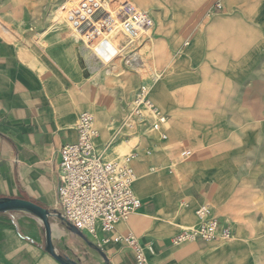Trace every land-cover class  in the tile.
Masks as SVG:
<instances>
[{"label": "crops", "instance_id": "crops-1", "mask_svg": "<svg viewBox=\"0 0 264 264\" xmlns=\"http://www.w3.org/2000/svg\"><path fill=\"white\" fill-rule=\"evenodd\" d=\"M131 1L153 11L148 10L154 28L147 40L154 71L160 73L155 95L162 97L167 124L135 128L139 142L132 153L138 156L132 165L141 184L138 191L133 188L142 206L112 232L99 227L95 243L109 264H136L131 248L114 241L129 233L144 247L147 264H259L264 223L237 213L241 199L256 195L245 187L246 167L257 163L248 155L264 151L257 145L264 140V0H222L226 11L210 9L206 16V7L217 0ZM72 2L56 7L55 23H64L62 11ZM3 4L18 7L25 18V4L30 3L0 0ZM1 11V20H13ZM4 35L16 36L0 21V198L31 200L58 210L59 151L78 140L81 113L94 115L96 143L109 159H116L113 151L128 143L109 146L129 94H113L92 80L124 69L118 61L107 68L95 56L99 48L95 52L84 42L82 54L100 64L94 77H84L70 42L54 37L51 48L35 42L45 49L29 53ZM23 46L32 47L28 41ZM183 150L193 156L177 162ZM204 203L230 222L236 239L225 245L172 246L174 236L197 224L195 211ZM34 219L22 212L0 213V264H55L30 231ZM55 225L54 235L64 234ZM93 264L106 263L102 258Z\"/></svg>", "mask_w": 264, "mask_h": 264}, {"label": "built area", "instance_id": "built-area-1", "mask_svg": "<svg viewBox=\"0 0 264 264\" xmlns=\"http://www.w3.org/2000/svg\"><path fill=\"white\" fill-rule=\"evenodd\" d=\"M216 8L221 9V4H217ZM66 21L72 35L92 46L91 49L95 52L99 47L113 42L117 32L121 31L133 49L129 55L131 62L137 61L133 51L154 24L148 10L130 2L113 3L110 0L72 2L67 9ZM145 110H149L146 112H150L155 118L151 127L157 129L158 123L163 122V116L154 109L148 90L143 85L136 93L131 114L143 115L144 124L147 119H153L143 114ZM127 121L125 118L114 129L109 146L123 136V127ZM76 129L78 140L64 145L59 151L58 211L68 223L90 241H94L99 227L104 233L112 232L119 221L127 220L137 212L142 202L133 188V155L109 159L96 143L98 130L95 127V117L89 112L79 115ZM162 139L166 140L167 137L162 135ZM192 156L191 150L181 152V157L185 160ZM196 216L198 223L174 236L172 246L194 242L220 243L232 238L230 222L218 218L210 204H201L196 210ZM114 241L123 242L131 248L136 264H147L145 249L133 234L117 237Z\"/></svg>", "mask_w": 264, "mask_h": 264}, {"label": "rangeland", "instance_id": "rangeland-1", "mask_svg": "<svg viewBox=\"0 0 264 264\" xmlns=\"http://www.w3.org/2000/svg\"><path fill=\"white\" fill-rule=\"evenodd\" d=\"M29 2L30 4H25V18H23L22 10H18V7L7 6V5H0V9L2 10L1 13L5 17H10L13 20L12 21H4L1 20L4 24L9 26L11 30H13L16 34L15 38H10L6 35L5 38L19 47L22 48V50H28L29 53H32L34 50H44L45 47L43 45H38L35 42H42L43 44L48 45L49 48L54 47V42L51 40L54 37H57L58 40H61L63 42H70L75 46L76 54H77V61L79 64V68L83 74L84 77H94L97 74V70H95L96 67H98L100 64L98 62L96 63L94 60H91L87 54H82V46L84 45V42L81 41L77 36H73L72 32L70 30L69 24L65 20L64 23L57 24L54 21V12L56 10V7L63 2H66L67 0H25V2ZM79 0H73V2H77ZM113 3H124V2H130L131 4L142 8L144 10H151L149 8L141 7L137 4H134L131 0H110ZM217 4H221V9L216 8ZM216 11V12H225L226 8L224 7V3L222 0H217L216 2L213 1L209 3V5L206 7L204 14L206 16V13L208 11ZM151 12H153L151 10ZM150 31V30H149ZM150 33L148 32L147 36L141 40L140 43L137 44L136 49L133 51V55L135 54L136 58L138 59V62L141 60V63L136 65V62H132L128 64V61L131 59L129 58V55L133 49H131L132 46L129 47L127 52L125 51V55H121L118 58H115L114 61H118L117 63L120 64V66L124 69V71H121L120 68L115 70L114 74H111L109 77H103L98 81L93 82L95 84H100V88L109 91L113 94H116L118 91H126L127 94H129L128 101L126 105V112L124 113L121 122L124 121L125 118L128 117L131 113V109L133 108V102L136 97V93L139 90L141 86H143L145 83L148 85L152 82V77L154 78L153 71L155 69V64L153 59H151V45L148 39L150 37ZM117 42L120 43H126L128 45V40L124 37H119V39H116ZM121 40V41H120ZM188 38H185V41H187ZM23 41H28L31 43L32 47L27 49L23 46ZM131 49V50H130ZM129 52V53H128ZM98 56L97 59L101 61V52L100 49L98 50ZM177 52V54H179ZM104 62L105 66H110L113 61L107 60V61H101ZM156 73H159L158 70L154 71ZM160 74V73H159ZM153 75V76H152ZM160 80V79H159ZM159 80H154V84H152V90H150V100L162 115L166 116L162 110L160 109V106L162 105L161 99H155L157 96L155 95V85ZM145 116H148L150 118H153L150 114V112H144ZM153 119H147L144 123L145 125L142 127L136 126L139 128H146L152 126ZM119 123V125H120ZM167 124V120L165 121V125ZM113 129V126L110 127ZM123 136L119 140L115 142L119 143L123 140H128V143H124L123 147L125 149L123 150H116L113 151L111 157L113 158H122L130 153H132L135 149L136 144L139 142V135H137V131L134 128H131L127 126V124L123 127ZM135 135V136H134ZM137 136V137H136ZM165 136L167 137V134L165 133ZM157 137V136H156ZM159 137V136H158ZM160 138V137H159ZM258 146L264 147V140L259 144ZM177 162H187L188 160H185L181 157V154H177ZM264 155L263 150H255L252 155H248L250 158H254V160L257 162L253 166L248 165L246 168V177H247V185H245L248 189H253L255 191V196H248L243 199V203H240L239 209H241L237 214L242 216H250L255 221H259L260 224L264 223V158H262ZM263 162H262V161ZM140 180L137 178L134 182V188L138 191V188L140 187ZM243 206H247L244 208ZM243 210V211H242ZM250 210H253L251 212ZM26 219H34L36 224H32L30 231L34 233L36 239L38 242L42 245L43 250L46 254H48L45 249V228L42 222L35 216L25 213ZM59 222L56 220H52L53 226ZM59 228V227H58ZM60 230L62 231V227L60 226ZM26 231V230H25ZM63 232V231H62ZM261 236V237H260ZM258 238L264 237V229L263 233L260 234ZM251 237V235H250ZM257 238V237H255ZM252 242H257L258 238L255 239ZM236 239V235L227 241H222L218 243L219 245H225L229 243L230 241H234ZM96 239H94L93 242L96 247L100 248L99 245L95 243ZM53 243L56 247V250L59 254H63L70 259L79 262L81 264H93L94 259L102 260L101 255L93 248L89 247L84 240L75 235L69 234V232L65 231L64 234L61 235H54L53 236ZM208 243V242H207ZM264 248V247H263ZM102 250V249H101ZM51 256L50 254H48ZM52 257V256H51ZM250 259L253 260V255H249ZM53 258V257H52ZM55 264H61L59 261H57L55 258H53ZM250 264H257L253 260ZM259 264H264V258L260 261Z\"/></svg>", "mask_w": 264, "mask_h": 264}, {"label": "water", "instance_id": "water-1", "mask_svg": "<svg viewBox=\"0 0 264 264\" xmlns=\"http://www.w3.org/2000/svg\"><path fill=\"white\" fill-rule=\"evenodd\" d=\"M9 212H22L33 215L37 217L45 228V237L46 242L44 249L50 254L53 258L59 261L61 264H81L76 262L69 257L59 254L56 250V247L53 243V224L52 220L59 222L60 226L69 232L71 235L81 237L84 242L89 246L93 247L103 258L106 264H109V259L106 254L96 245L91 242L82 232H80L75 226L67 222L64 215L58 210H50L45 208L31 200L21 199V198H10L3 197L0 198V213H9Z\"/></svg>", "mask_w": 264, "mask_h": 264}, {"label": "bare ground", "instance_id": "bare-ground-1", "mask_svg": "<svg viewBox=\"0 0 264 264\" xmlns=\"http://www.w3.org/2000/svg\"><path fill=\"white\" fill-rule=\"evenodd\" d=\"M70 7V5H67V6H65V8L63 9V11H62V13H63V16H65L66 17V14H67V9ZM153 28H154V24H153V26H152V28L150 29V30H153ZM119 37H124V39L126 38L127 40H128V38L121 32V31H118L117 32V35H116V38H115V40L113 41V42H111V43H109V44H106V45H104V46H102V47H99V49H100V52H101V54H100V56H101V61H107V60H110L111 59V61H114V59L115 58H118V57H120L121 55H125V51L127 52V50L129 49V47H130V44L128 43V45L124 42H122V44L120 43L119 44V42H117V38L119 39ZM121 41V40H120ZM128 42H129V40H128ZM91 48H92V46H90ZM94 47V46H93ZM98 54L99 53H96V55L95 56H98ZM139 59V58H138ZM138 59H137V62H136V65L138 66V64L139 63H141V60L138 62ZM136 60V59H135ZM130 63H132L131 61H128V64H130ZM107 73L109 74L110 73V70H108L107 71ZM153 75H154V78L156 79V80H159L160 79V74L159 73H156V72H154L153 73ZM144 86H145V88L148 90V96H149V94H150V90H152V86L151 85H148L147 83H145L144 84ZM157 97L158 98H162L161 96H159V95H157ZM149 100H150V97H149ZM150 102H151V100H150ZM151 104L153 105V103L151 102ZM153 107H154V109H156L155 108V106L153 105ZM157 110V109H156ZM145 111H149V110H145ZM163 117V122H159L158 124H165V121L167 120L166 119V117L164 116V115H162ZM143 118H144V116L142 115V116H135V115H133V114H130V115H128V117H127V126H129V127H131V124H132V128H136V126H143L144 124L142 123V121H143ZM96 127V126H95ZM97 129V128H96ZM98 136H99V132H98ZM98 136H97V138H98ZM96 138V139H97ZM131 155V154H130ZM132 155H133V157H132V160H131V163L133 164V161L136 159V157L138 156L137 155V153H132ZM132 167H133V165H132ZM133 171H134V173H135V180H134V182L136 181V179H137V176H136V172H135V169H134V167H133ZM134 182H133V186H134ZM141 184V183H140ZM195 214H196V211H195ZM196 218H197V216H196ZM197 223H198V219H197ZM54 226H56V225H54ZM54 226H53V236H54V232H55V228H54ZM57 234H60L61 232H60V230H58L57 229ZM232 237H233V233H232Z\"/></svg>", "mask_w": 264, "mask_h": 264}]
</instances>
